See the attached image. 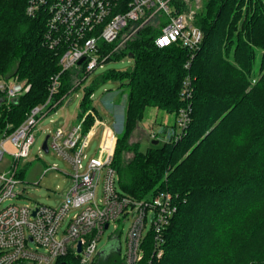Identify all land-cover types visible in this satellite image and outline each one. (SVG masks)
<instances>
[{"label":"trees","instance_id":"trees-1","mask_svg":"<svg viewBox=\"0 0 264 264\" xmlns=\"http://www.w3.org/2000/svg\"><path fill=\"white\" fill-rule=\"evenodd\" d=\"M263 1L204 0L195 20L203 41L193 56L176 44L156 48L160 31L148 25L109 60L129 57L133 66L106 71L85 88L80 117L94 109L90 96L99 84L113 81L125 89L123 129L111 164L121 194L139 201L164 192L177 206L163 231L161 256L149 233L139 264H264ZM26 5L0 0V79L30 86L9 103L0 94V138L47 101L60 72V54L45 40V17L27 16ZM79 77L76 69L63 72L50 101L67 96ZM147 108L174 116L185 111L188 123L180 132L175 125L163 128L150 140L163 144L141 152L128 138ZM91 124L88 115L84 130ZM125 153L133 157L124 161ZM118 256L111 248L91 264H125ZM63 262L78 264L71 255L56 264Z\"/></svg>","mask_w":264,"mask_h":264},{"label":"built area","instance_id":"built-area-1","mask_svg":"<svg viewBox=\"0 0 264 264\" xmlns=\"http://www.w3.org/2000/svg\"><path fill=\"white\" fill-rule=\"evenodd\" d=\"M203 1L27 0V16L45 17V40L50 49L60 54V72L51 79L47 101L34 107L13 132L4 133L0 138V161L4 156L10 158L6 170L0 172V264H56L66 255L75 257L78 264H91L98 256L97 243L103 233L110 226L117 230L118 225L126 222L130 224L122 258L125 264L142 261V242L149 233L153 236L155 256H161L159 246L163 243V231L176 213L177 206L171 195L164 192L139 201L121 194L116 186L117 175L111 166L117 142L115 128L105 126L92 109L80 117L75 126L53 130L47 140L48 152L64 161L72 173L73 185L63 202L57 208L14 204L2 208L1 205L21 196L16 192L21 179L15 173L20 161L30 155L38 122L61 106L60 101H50L59 76L72 69L79 71L76 89L68 95L73 94L90 74L110 62L114 53L148 25L160 31L153 40L156 48L176 44L193 56L203 41V33L195 25ZM29 88L24 82L0 79V94L7 103L18 99ZM188 93L185 83L182 97H187ZM64 97L67 99L68 96ZM92 98L93 95L90 96ZM88 115H92L94 120L85 131ZM187 123V112L180 111L176 120L179 132ZM100 126L103 127L100 147L95 156L88 157L87 149ZM13 163H16L15 167ZM52 170H59L56 164L44 173ZM100 184L101 197L96 200ZM72 211L77 212L70 216ZM68 218L67 228L59 238L61 223ZM148 225L150 229L145 233ZM118 237L113 234L111 239Z\"/></svg>","mask_w":264,"mask_h":264},{"label":"rangeland","instance_id":"rangeland-1","mask_svg":"<svg viewBox=\"0 0 264 264\" xmlns=\"http://www.w3.org/2000/svg\"><path fill=\"white\" fill-rule=\"evenodd\" d=\"M132 66L133 61L129 57L123 58L119 61H110L106 63L102 68H98L92 74H90L85 83L82 84L79 89H77L73 94L68 95L72 90L76 89L74 84L73 88L70 89L67 94V99L63 97L59 100V105H61L59 109L38 122L34 132L35 142L30 149V155L28 159L20 161L18 170L15 173V176L21 179V183L16 188V192H20L21 196L2 203V208L10 204L29 205L31 207L42 205L51 208H57L63 202L67 192L73 185V181L70 177L72 173L68 165L60 158L55 156L54 153H45L43 150H41L43 141L45 140L46 136H49L50 133L58 127L65 126L70 128L78 124L80 120V116H78L79 105L84 97L85 88L88 87L95 79H97L106 71H124ZM8 76L9 75H7V77ZM260 76L254 78V80L251 81L248 87L249 89L254 86L255 81L258 82ZM4 80L10 81V78ZM248 88L247 91L249 90ZM92 95V105L94 110L98 113L99 118L102 120L105 126H110L113 128V125L120 121L118 118L122 117V123L117 125L119 130H115V133L118 136L122 132L124 123V109L126 104L125 89L119 88L118 82L109 81L96 86ZM109 97L112 99V103L115 101V104L121 106V111H119V107H115L113 108V111H109V105L103 102L104 99L107 100ZM91 118L93 122L94 118L92 115ZM176 120L177 116H174L173 114H167L155 108H147L144 112L143 119L140 122L139 127L132 130L129 134L128 143L131 145L139 144V149L141 152H143L145 149L152 146V143L150 142L152 135L160 133L163 128H171L175 125V130L179 132V128L176 125ZM163 122L167 125L162 126L161 124ZM102 128L103 127L100 126V128L97 129L96 135L87 149L88 157L95 156L98 152L102 141ZM156 140L160 142V145L163 144V140ZM132 157V153H125L123 155V160L129 161ZM9 164L10 158L8 156H4L3 160L0 161V172L6 170ZM54 164L57 165L59 170H52L44 173L47 168ZM13 165L15 167L16 163H13ZM18 173L20 177H18ZM116 186L117 189H119L117 183ZM100 197L101 184L98 186L96 191V200L100 199ZM75 212L77 211L70 212V216ZM68 221L69 218L65 219V221L61 223V227L57 234L59 238L63 236V233L67 228ZM129 224L130 222H126L123 225L120 224L118 225L117 230H114L113 227L110 226V228L103 233L100 241L97 243L98 251L104 249L109 244L113 234H116L119 235L118 238L120 243V254L118 257L122 259L126 248V235ZM149 229L150 225L147 226L145 233H147Z\"/></svg>","mask_w":264,"mask_h":264},{"label":"water","instance_id":"water-1","mask_svg":"<svg viewBox=\"0 0 264 264\" xmlns=\"http://www.w3.org/2000/svg\"><path fill=\"white\" fill-rule=\"evenodd\" d=\"M81 61L78 62V64H80ZM49 136H46L45 140L43 141L41 148L45 153H48V146H47V140H48ZM152 145H158L159 141L155 140L151 142ZM35 214V211L33 212V215ZM107 228V225H105V229ZM113 248L114 251L119 255L120 254V243H119V239L113 238L109 241V244L102 249L101 251H99L98 255L101 256H105L107 254V251L109 249ZM80 246L78 247V252H80ZM61 264H65V263H61Z\"/></svg>","mask_w":264,"mask_h":264},{"label":"crops","instance_id":"crops-1","mask_svg":"<svg viewBox=\"0 0 264 264\" xmlns=\"http://www.w3.org/2000/svg\"><path fill=\"white\" fill-rule=\"evenodd\" d=\"M112 99L109 97L107 100L106 99H104L103 100V102H105L107 105H109V107L110 108H108L109 109V111H113V108H115V107H119V111H121V106H119V105H117V104H115L116 102L114 101V103H112V101H111ZM125 110V109H124ZM93 112L99 117V115H98V113L93 109ZM113 114V113H112ZM120 116V115H119ZM118 120H120L117 124L115 123L114 125H113V127L115 128V130H119V127L117 126V125H120L121 123H122V117H119L118 118ZM165 123L163 122L161 125L162 126H166L167 124H165ZM122 129H123V127H122Z\"/></svg>","mask_w":264,"mask_h":264}]
</instances>
